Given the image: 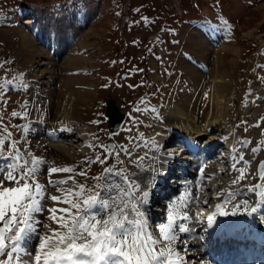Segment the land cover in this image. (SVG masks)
<instances>
[{"label": "rangeland", "instance_id": "rangeland-1", "mask_svg": "<svg viewBox=\"0 0 264 264\" xmlns=\"http://www.w3.org/2000/svg\"><path fill=\"white\" fill-rule=\"evenodd\" d=\"M263 2L264 0H0V64L3 65V69H0V77L11 78L23 73L24 80L29 84L26 91L7 93L5 99L8 102L6 106L0 103V115H3L5 124L21 126L20 129L11 128L13 139L19 140L24 134L27 117L12 118L10 113L15 110L23 114L21 106L27 104L29 109L32 98L29 92L31 89L30 75L20 56L21 46L18 35L21 31L28 35L35 46L43 50L44 55H49L54 68L65 61L69 54L82 55L90 60L91 64L85 68L76 67L67 69L65 72L67 75L79 76L78 84L83 83L80 86L89 89L91 99L89 100L88 119L89 122L98 121V123H90L91 125L87 126L82 122H77L71 128V132H85L86 129H91L89 143L92 144H105L107 140H110L112 144H126L128 142L126 138L136 136L137 130L144 133V139L156 140V131H152L153 129L149 127L154 113H135L133 107L141 97H144L153 108L157 109L162 97L167 92L169 93L179 80L181 69L175 67L177 58L181 55L185 59H190L189 53L183 54L182 52L179 32L185 29L190 32L202 31L197 27L205 24L218 26L219 38L227 34L231 41L239 44L242 50L240 55L232 53L222 55L236 60L230 73L234 81L233 95L232 93L230 95L234 99V106H239L243 110L252 107L253 111H256L252 114L254 115L252 119L255 117L252 124H256L264 116V81L257 79L258 76L264 77V68L257 67L264 65V11H260L258 6ZM61 15H65L67 20L73 24L70 27L71 34L67 46L56 55L53 38L42 40L39 29L41 26L42 28L46 25L53 26L54 21ZM142 17H146L148 23H145ZM77 22L81 24L79 28L74 29ZM45 31L52 32L51 29H45ZM89 31L92 33L84 36ZM217 40L211 41V48L214 51L221 45V41ZM80 41H86L89 44L78 48ZM36 63L37 61L34 62ZM195 64L199 63L195 61ZM36 69H43L40 71L43 75L40 81L47 80L50 74L47 69H50V65L43 63L37 65ZM56 69L58 72L61 71L59 67ZM138 69H143V71H137ZM40 84L43 86L44 81ZM59 84L60 82L56 81L52 85L57 88ZM109 97H114L119 108L125 112V117L117 129L110 128L109 120L104 114ZM130 113L139 117L143 123L133 127L129 119ZM239 117H245V115L230 116V119L234 121V128L240 130L241 127H248L240 122ZM246 119H250L249 111ZM49 125L55 126L54 123H49ZM126 126L132 127V131H124ZM84 127L85 130H83ZM261 128L264 130L262 122ZM256 129H258L257 135ZM157 132H160V125ZM261 132L259 128L249 127L248 131H243L242 134L248 135L252 144L257 145V142L264 140ZM211 135L214 140L225 142L217 131H213ZM31 136L26 140L30 148L36 140L35 135ZM69 140H73V136ZM176 140L179 142V139ZM237 145L238 152H243L245 158H249L252 145L247 149ZM21 147L23 148L24 145ZM220 148H226L225 143H222ZM101 151L99 148L95 150V152ZM82 153H77L78 155L70 158L69 167L73 168L71 174L77 183L90 188L95 183L92 177L99 175L104 166L98 163L92 164L87 167L86 177L76 175L86 167L82 157L91 158L95 155L90 148ZM145 153H147V158L142 164L143 167L149 168L152 149L145 147L134 149L133 159L137 156H144ZM263 156L264 148L259 151L258 158ZM121 159L124 160L122 166L129 173L138 172L137 167L129 163L127 157L121 156ZM49 164H52V161ZM109 164L115 165L116 160L113 158ZM251 171V165H247V175L242 181L246 183L251 181L253 175ZM46 178L48 177L45 172L42 180L46 181ZM205 192L210 195L208 197L210 199L214 194L213 187L210 186Z\"/></svg>", "mask_w": 264, "mask_h": 264}, {"label": "snow or ice", "instance_id": "snow-or-ice-1", "mask_svg": "<svg viewBox=\"0 0 264 264\" xmlns=\"http://www.w3.org/2000/svg\"><path fill=\"white\" fill-rule=\"evenodd\" d=\"M141 19L148 23L146 17ZM257 67L264 68V65ZM0 69H3L2 64ZM257 79L264 81L262 76ZM28 88L23 73L11 78L0 77V103L7 105L5 97L9 91H26ZM21 107L23 114L13 110L10 116L21 119L27 117V104ZM155 111L144 97L133 107L135 113ZM129 119L133 127L143 123L132 113ZM261 122H264V116L256 124L245 127L244 131L247 132L249 127L260 128ZM20 127L18 124H5L3 115H0V264H185L186 256H181L180 251L187 248L188 240L182 238V234L193 231L190 225L199 223L203 218L199 213L193 214V209L209 203L201 195L207 189L201 186L200 181H196V186L189 189L186 196L174 198L166 204V219L153 224L150 185L143 181L140 174L147 171L142 164L147 153L133 159V150L141 147L159 149L155 140L144 139V133L137 130L136 136L126 138V144L87 143L86 146L95 155L91 158L82 157L86 167L76 175L86 177L87 167L92 164L98 163L104 167L99 175L92 177L94 185L86 188L84 184L77 183L73 175L65 179H53L54 174L72 173L73 168L48 167L46 159L31 151L25 135H21L19 140L13 139L11 128ZM123 130L131 132L132 127L126 126ZM28 131L25 125L24 132ZM56 131L64 132L67 129H57L47 135L56 138ZM261 135L264 136V130ZM252 143L246 138L238 141L243 149L249 148ZM97 148L102 151L95 152ZM262 148L264 140L257 142L250 151L255 154ZM232 152L237 155L233 157L231 169L239 175L230 182L229 190L223 193L227 197L224 206L235 199L236 192L231 186L238 185L246 178V166L252 163L236 147H233ZM121 156L127 157L138 172L129 173L122 166L124 160ZM113 158L116 160L115 165L109 164ZM206 167L199 169L201 180L213 178L206 173ZM258 167L261 182L248 186L246 191L264 199V161ZM45 172L48 177L46 183L42 181ZM221 195L222 192H216L217 197ZM247 203V200L239 201L233 206L231 214L235 215L237 208ZM215 209L206 217L209 227L217 215H229L220 203L216 204ZM255 211V208L251 209V212ZM41 215L48 223L39 218ZM33 239L38 241L34 251L29 248Z\"/></svg>", "mask_w": 264, "mask_h": 264}, {"label": "bare ground", "instance_id": "bare-ground-1", "mask_svg": "<svg viewBox=\"0 0 264 264\" xmlns=\"http://www.w3.org/2000/svg\"><path fill=\"white\" fill-rule=\"evenodd\" d=\"M258 6L260 11H264V2ZM54 22L53 26L50 27L46 25L42 28L41 26L39 32L41 33L42 40H50L53 38V46L56 52L55 54L57 55L59 51L67 46L66 44L71 34L70 27L73 23L67 20L65 15H61ZM80 24V22H77V26L74 29L79 28ZM217 27L202 24L197 27L202 31L190 32L188 29H185L179 32L182 52L183 54L189 53L190 59H185L179 55L175 62V67L181 69V74L178 77L179 80L170 92H167L162 97L156 111L154 114L152 113L153 115L150 120L152 123L149 127L153 129L152 131H156L155 142L160 147L159 149H152L153 153L149 159V168L144 167L147 171L140 174L143 181L148 183L151 189L172 168L182 166V173L175 180H179V183L176 188L171 189L170 198H168L169 202L174 198L186 196L188 190L196 186V181H200L201 186L204 188L207 186L206 189L208 190L210 188L209 181L201 180L199 172V169L206 165V173L213 177L211 180L215 184L213 196L210 199L207 198L211 206L208 208L207 205L200 204L193 209V213L196 210L202 209L201 207L207 206L205 210L202 209L205 215L210 210L215 211L216 204L220 203L223 210L229 212V215H231L232 208L235 204H238L239 201L247 200V205L237 208L236 214L251 213L249 217H256L255 214H258L259 217L254 218L253 222L264 230V199L260 200L254 193L246 191V188L253 185L256 179L255 169L252 168H254L255 162L259 159V152L255 153V155L251 152V156L247 158L252 160L253 163L250 164L251 172L253 173L251 181L248 184L242 181L236 186H231L232 190L236 192L235 199L228 203L227 206H224L227 197L223 193L229 190L230 182L239 173L232 171V164L225 165V162L221 159L213 157L212 151L209 150L212 143H221L212 138V132L217 131L224 138L223 140H225L228 146L227 151L229 153L226 150L224 152L232 159L234 153L231 147L236 145L240 140V136L246 135L245 133L242 134L246 126L241 127L240 130H236L234 128V121L230 119V116L245 115V117L238 118L241 122L246 119V114L249 111L250 119H246L248 122L246 125L249 126V124L252 125L255 119V117L252 119L254 116L252 114L256 112L253 111L254 109L252 107L251 109L243 110L239 106L233 105L232 85L234 81L230 73L233 68L232 65L235 64L236 60L234 61L235 58H227V56L222 55H226L227 53L240 55L242 50L238 43L229 39L227 34H223L219 38ZM45 29H51L52 32H47ZM89 33L92 32H86L84 36L89 35ZM18 36L21 46L20 56H22L25 67L30 75L29 81L31 89H29V92L32 96L28 109L29 115L26 118V125L29 131L27 133L24 132L23 135L26 136V140L32 137L31 135L36 136L31 151L38 157L50 162L52 161V164H49L48 167L69 166L71 157L78 155L77 153L85 152L87 149L85 138L90 129H86L85 132H71V128L76 122H82L87 126L91 125L88 119L90 111L89 100L91 96L88 93L89 89L87 90L80 86L83 83L78 84L77 78L79 76L67 75L65 71L76 67L85 68L88 64H91L90 60L82 55L74 56L69 54L65 61L56 67H59L61 70L58 72L51 65L53 62L50 61L49 55H44L43 50L35 46L26 33L20 31ZM217 39L221 41V45L214 51L211 48V41H216ZM87 44L89 43H86V41H80L78 48L85 47ZM35 61H37L36 64H34ZM195 61L199 64L196 65ZM43 63L50 65V69H47L50 74L47 80L40 81L41 76H43L40 71L43 69L37 70L36 66ZM42 81H44L43 86L40 84ZM56 81L60 82L57 88L52 85ZM231 93L232 95H230ZM49 123H54L55 126L51 127ZM159 125L160 132H157ZM61 128L67 129L68 132L56 131V138H50L47 135L48 132ZM259 129L263 130L261 127ZM255 133L257 135L258 129H256ZM72 136L73 140H69ZM178 138L179 142L174 145L175 140ZM253 146H256L255 143L251 147ZM175 155L179 156L176 164ZM221 170L224 171L222 172ZM68 175L72 174H54L53 179H65ZM42 181L46 183L47 180ZM163 185L164 183L161 184V186ZM161 189L169 190V186L166 188L162 187ZM218 191L222 192L220 197L216 196V192ZM154 192L156 193V191ZM53 193L55 194L54 190ZM205 193V191L202 192V197H204ZM155 197H157L156 194ZM48 203L51 206L52 202L50 200ZM157 204L160 206V203ZM166 204L160 212L156 208L151 209L152 213L159 214L156 218L151 219L153 224L166 219ZM252 208H255L256 211L251 212ZM227 216H223L222 220H226ZM39 218L44 223H48L43 215ZM247 221L248 224L252 223L250 220ZM192 228L194 229L193 231L182 234V238L188 240L187 248L180 251L181 256H186V261H188L186 264H194L199 261H202L200 264H233L230 256L222 258V256H215L214 252L211 251L202 253V249H205L207 243L203 241L202 244L199 230L195 231V225ZM37 244L38 241L33 239L29 244L30 250L34 251ZM193 246L199 254L185 255L187 253L185 251H190ZM216 261L217 263H215Z\"/></svg>", "mask_w": 264, "mask_h": 264}, {"label": "water", "instance_id": "water-1", "mask_svg": "<svg viewBox=\"0 0 264 264\" xmlns=\"http://www.w3.org/2000/svg\"><path fill=\"white\" fill-rule=\"evenodd\" d=\"M105 113H106V115L109 116L110 121H111L113 127H117L120 124V122H121V120H122V118L124 116V113L119 109V107L115 103V99L113 97H111L107 101ZM261 161H264V159H261L258 162V165H257L258 175L260 173V169H259L258 166H259V164H260ZM258 183H260V180H259Z\"/></svg>", "mask_w": 264, "mask_h": 264}]
</instances>
